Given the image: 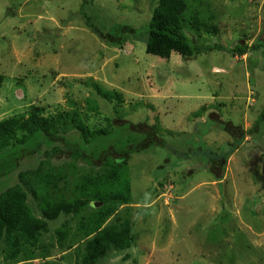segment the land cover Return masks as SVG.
Returning a JSON list of instances; mask_svg holds the SVG:
<instances>
[{"label": "rangeland", "instance_id": "374dc122", "mask_svg": "<svg viewBox=\"0 0 264 264\" xmlns=\"http://www.w3.org/2000/svg\"><path fill=\"white\" fill-rule=\"evenodd\" d=\"M156 1L0 0V121L31 112L64 113L72 131L73 118L96 130L108 129L110 119L121 116L140 129L146 123L156 134L177 136L206 130L213 114L219 122L253 129L264 109V53L228 51L264 45V0H201L195 10L204 21L197 18L200 29L186 33L200 51L192 57L172 53L169 59L146 54L141 37ZM88 23L112 35L122 25L140 33L124 35L115 43L120 46H113ZM93 82L118 92L122 103L102 99ZM213 127L203 138L207 145L230 141ZM182 135L177 137L183 140ZM255 139L248 136L226 159L220 180L206 165L176 162L163 147L129 151L131 201L104 225L117 216L128 220L135 242L98 264H264V150L259 146L264 139ZM32 148L33 143L1 154L0 190L17 184L16 172H9ZM35 157L22 156L16 171L35 166ZM44 158L48 166L66 171L70 186L89 171L78 159ZM27 204L40 217L30 194ZM90 214L84 207L73 217L48 221L43 248L33 250L32 259L31 250L7 259L10 249L1 242L0 264H79L85 245L79 229L89 225ZM66 222L68 233L59 245L55 230Z\"/></svg>", "mask_w": 264, "mask_h": 264}, {"label": "trees", "instance_id": "16d2710c", "mask_svg": "<svg viewBox=\"0 0 264 264\" xmlns=\"http://www.w3.org/2000/svg\"><path fill=\"white\" fill-rule=\"evenodd\" d=\"M200 1L157 0L141 36L145 37L143 41L146 54L169 59L172 53L181 57H192L199 52L200 49L195 47L186 33L201 27L197 20L200 19L198 12L195 10ZM88 27L109 45L114 44L113 46H120L121 42L115 43L124 35L134 34L137 37L140 33L138 29L128 25L119 26L115 35L102 33L90 23ZM260 50L264 53V45L256 44L252 48L235 46L228 52L242 56L250 51ZM1 83L0 75V85ZM97 84L93 82L92 86L98 96L109 102L116 101L119 105L122 103L118 92ZM93 108L97 109L95 106ZM216 116L212 114L207 118V129L201 133L200 129L193 134H177L186 136L183 140L170 131L156 134L146 123H142L140 129L138 125L127 122L121 116L114 117L112 121L110 119L108 129L96 130L73 118V124L70 122L72 131L67 129V117L64 113L55 117H44L38 112H31L27 117H9L0 121V157L3 152L6 153L16 146L29 147L33 143L35 147L22 153L15 168L9 172H16L17 184L0 190V243L3 242L7 250L10 249L6 254L7 259L14 261L21 253L30 250L28 257L32 259L33 250L43 248L40 242L41 236L47 232V222L56 220L61 215L73 217L81 213L84 207L91 210V219L89 225L85 224L79 229L80 236L85 238L84 252L79 258V264H98L111 251L131 248L135 236L130 231L128 220L117 216L113 223L104 225L121 206L131 201L128 152L147 147H163L169 153L175 154L176 162L196 161L206 165L207 171L220 180L226 159L239 149L248 136L256 138V141L264 139V109L257 117L253 129L246 131L231 122H219L220 118ZM211 127L225 132L230 136V141L213 147L207 145L203 138L210 132ZM263 144L261 141L259 146L264 150ZM28 154L36 155L35 166L33 164L31 168L16 171L18 160ZM46 155L47 160L54 159L55 156L56 159L63 156L72 160L78 159L89 167V171L83 173L79 181L70 186L66 180V171L48 166L44 158ZM60 182H63V186H60ZM29 194L38 205L40 217H36L27 204ZM65 233H68L67 222L55 230L59 245L65 242Z\"/></svg>", "mask_w": 264, "mask_h": 264}]
</instances>
